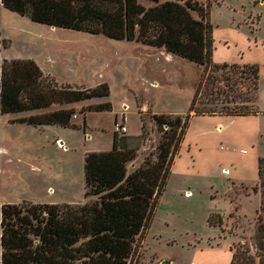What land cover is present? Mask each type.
I'll return each mask as SVG.
<instances>
[{
    "label": "rangeland",
    "instance_id": "obj_1",
    "mask_svg": "<svg viewBox=\"0 0 264 264\" xmlns=\"http://www.w3.org/2000/svg\"><path fill=\"white\" fill-rule=\"evenodd\" d=\"M207 1L212 40L222 51L219 56L228 63L257 64L263 106L264 46L252 41L264 37V0ZM0 42V59L30 58L60 85L92 88L105 82L109 87L106 98L67 106L74 110L71 121L79 125L76 128L18 122L33 112L0 114V206L23 201L82 204L84 154L112 147L115 120L125 124L123 136L132 140L140 132L138 111L148 136L140 143L134 164L145 158L154 161L162 133L151 114L183 115L202 74L201 66L163 48L33 22L1 4ZM106 101L110 110L80 112ZM60 107L66 106L53 105L48 111ZM261 121L264 129V118ZM255 145L259 157H264V135ZM246 160L244 165L236 160L234 166L242 181L217 171L206 177L170 175L137 239L134 263L229 264L230 248L237 242L263 244L256 221L260 194L252 190L257 172ZM132 167L128 164L129 170ZM210 214H219L221 225H209Z\"/></svg>",
    "mask_w": 264,
    "mask_h": 264
},
{
    "label": "trees",
    "instance_id": "obj_2",
    "mask_svg": "<svg viewBox=\"0 0 264 264\" xmlns=\"http://www.w3.org/2000/svg\"><path fill=\"white\" fill-rule=\"evenodd\" d=\"M0 4L33 22L163 48L202 67L183 115L151 114L162 133L154 161L145 158L134 164L140 143L148 136L138 111L140 132L132 140L114 131L109 150L84 155L82 204L23 201L0 206V264H135L137 239L165 189L189 119L259 112L257 64L213 63L207 0H0ZM108 95L105 82L92 88L60 85L30 58L0 59V114L33 112L18 122L76 128L73 108L48 109ZM110 108L108 101L98 102L80 112ZM128 164L134 167L129 170ZM252 190L260 194L256 221L262 236L264 157H258L257 185ZM207 222L215 226L222 220L219 214H210ZM262 241L261 245L253 241L252 247L237 242L230 248L229 264H264V237Z\"/></svg>",
    "mask_w": 264,
    "mask_h": 264
},
{
    "label": "crops",
    "instance_id": "obj_3",
    "mask_svg": "<svg viewBox=\"0 0 264 264\" xmlns=\"http://www.w3.org/2000/svg\"><path fill=\"white\" fill-rule=\"evenodd\" d=\"M253 39L252 42L255 46H264L263 36L260 38L255 36ZM212 44V61L214 59V63L226 62L222 61L224 59L219 56L222 52L220 46L216 48L214 40ZM216 51L218 53L217 56ZM261 99L262 93H259L257 99V108L259 112L256 114L193 115L189 119L179 150L172 160L168 178L172 174L182 178L197 176L206 177L217 171L222 175L226 174V172L231 173L233 176L231 178L232 180L242 181L241 179H243V176L237 175L236 172L234 174V166H238L236 160L243 161L242 164L244 165L246 158L249 159L248 161L246 160V162L254 169V173L255 171L257 172L259 153L255 144H257L259 138L264 135V129L261 123V120L264 118V105L261 106ZM67 106L70 105H66L65 108H69ZM242 142H244V144H242ZM223 145H225V147ZM241 154L247 157H239ZM230 157L232 160L229 159ZM132 165L134 166V164H131V166ZM170 263L171 262H169V264Z\"/></svg>",
    "mask_w": 264,
    "mask_h": 264
},
{
    "label": "built area",
    "instance_id": "obj_4",
    "mask_svg": "<svg viewBox=\"0 0 264 264\" xmlns=\"http://www.w3.org/2000/svg\"><path fill=\"white\" fill-rule=\"evenodd\" d=\"M114 131L117 133H126V126L122 121L114 123Z\"/></svg>",
    "mask_w": 264,
    "mask_h": 264
},
{
    "label": "water",
    "instance_id": "obj_5",
    "mask_svg": "<svg viewBox=\"0 0 264 264\" xmlns=\"http://www.w3.org/2000/svg\"><path fill=\"white\" fill-rule=\"evenodd\" d=\"M161 264H169L168 261H162Z\"/></svg>",
    "mask_w": 264,
    "mask_h": 264
},
{
    "label": "bare ground",
    "instance_id": "obj_6",
    "mask_svg": "<svg viewBox=\"0 0 264 264\" xmlns=\"http://www.w3.org/2000/svg\"><path fill=\"white\" fill-rule=\"evenodd\" d=\"M225 172H226V171H225ZM225 172H224V173H225Z\"/></svg>",
    "mask_w": 264,
    "mask_h": 264
}]
</instances>
